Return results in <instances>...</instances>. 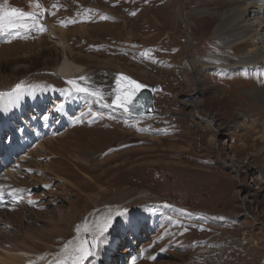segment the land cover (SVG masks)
I'll return each instance as SVG.
<instances>
[{
	"label": "rangeland",
	"instance_id": "1",
	"mask_svg": "<svg viewBox=\"0 0 264 264\" xmlns=\"http://www.w3.org/2000/svg\"><path fill=\"white\" fill-rule=\"evenodd\" d=\"M231 1L0 0L42 10L44 28L0 35V93L31 88L0 104L1 248L51 264L77 237L90 240L94 222L125 211L85 264H264V65L219 64L241 54L215 37ZM182 3L195 39L190 59L203 63L195 75ZM51 23L105 101L65 94ZM121 73L161 86L158 114L105 106Z\"/></svg>",
	"mask_w": 264,
	"mask_h": 264
},
{
	"label": "bare ground",
	"instance_id": "2",
	"mask_svg": "<svg viewBox=\"0 0 264 264\" xmlns=\"http://www.w3.org/2000/svg\"><path fill=\"white\" fill-rule=\"evenodd\" d=\"M211 1L216 0H210V2ZM178 9L179 15L181 16V20L187 32V47H189L186 59L187 66L191 73L195 75L196 67L198 65L201 66V64L203 63L199 60L190 59L191 49L193 46V42L195 41L192 31L193 28H191L192 22H190L189 20L183 3L179 6ZM59 31H62V29L56 28V26L52 23L50 24V30L48 31L49 39L53 40L64 53L63 61L55 69L54 72L66 81L70 79L78 80V78L83 75V70L75 65L69 59V57H67L66 48L68 47V45L66 44V41L63 39L62 34ZM215 34L216 40L223 48H228L229 50H231L230 52L233 53H237L238 49L241 50V54H239V56H233L235 57L232 59L234 60L233 63L231 62L232 60L230 61L228 59H221L219 61L220 65L231 67L233 66V64H236V66H241L247 65L249 62H252V64L253 62H257L264 65V0L262 2L261 0H232L220 17L218 24L216 25ZM78 82L81 84L84 83L82 81ZM196 82L197 84L201 83L202 86H204V83L202 82V80L200 81L199 76L196 77ZM258 97L259 103L264 104V93L260 91ZM183 103L186 106L189 105L187 102ZM195 117L211 127V119H209L208 117L204 118V116L199 112H195ZM58 124L61 125L62 122L58 121ZM220 163L227 168V164L222 162V160L220 161ZM10 166L12 167L13 165ZM229 169L235 175L238 173L236 168L232 169V167H229ZM68 216L72 217V214L69 212ZM254 221L255 223H258L257 220L254 219ZM5 245H7L8 247H6ZM24 245H26V243H22V246ZM3 246L5 247H0V262L2 264H26L29 260L28 256H24L21 249V254H19L18 252H15L18 250L17 248L14 249L15 246H12L11 244H4ZM36 252L37 250L32 249L31 253L28 252V254H34Z\"/></svg>",
	"mask_w": 264,
	"mask_h": 264
},
{
	"label": "snow or ice",
	"instance_id": "3",
	"mask_svg": "<svg viewBox=\"0 0 264 264\" xmlns=\"http://www.w3.org/2000/svg\"><path fill=\"white\" fill-rule=\"evenodd\" d=\"M36 8L40 9V4L37 3ZM42 14V10L39 12L22 11L18 7L0 5V35H19L21 31L27 33L33 29L43 31L44 28L39 21V17ZM101 19H106V17L101 16ZM115 80L116 87L113 92L108 94V96L112 97L111 104H105L106 107L122 109L128 114H131L133 109H142L145 107L142 101L137 100V94L145 85L123 73L118 74ZM78 81L84 83L81 84ZM66 83L71 86L65 89V94L67 96L84 95L97 101L106 100L103 90L87 86V78L83 75H81L78 80L70 79L67 80ZM30 90V86L17 83L11 92L0 93V104L4 102L5 97H7L9 103H14ZM92 115L95 117L98 113H92ZM19 191L18 189H13L8 192V195L13 199H17ZM3 199L4 193L0 190V202H2ZM29 203L32 202L29 201ZM125 214V211H117L114 216L109 214L106 217L100 218L97 222H94L90 230V240L77 237L74 242H70L71 247H69V245L64 246L62 254L58 255L51 264H85V261L96 255V250L104 242L106 234L113 227L114 221ZM86 231L88 230L86 229Z\"/></svg>",
	"mask_w": 264,
	"mask_h": 264
},
{
	"label": "water",
	"instance_id": "4",
	"mask_svg": "<svg viewBox=\"0 0 264 264\" xmlns=\"http://www.w3.org/2000/svg\"><path fill=\"white\" fill-rule=\"evenodd\" d=\"M142 84L145 85V87L142 88L141 91L137 94V100L142 101L145 107L142 109H133V111L131 112V115L137 117L147 114H155L158 112V109L154 106V92L158 91L160 89V86H150L144 83ZM211 122L212 121H210V123ZM230 167L234 168V166Z\"/></svg>",
	"mask_w": 264,
	"mask_h": 264
}]
</instances>
